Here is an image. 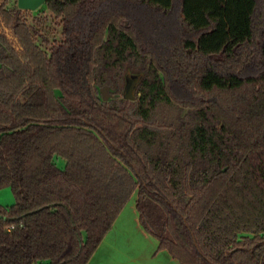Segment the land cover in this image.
<instances>
[{"label":"trees","instance_id":"1","mask_svg":"<svg viewBox=\"0 0 264 264\" xmlns=\"http://www.w3.org/2000/svg\"><path fill=\"white\" fill-rule=\"evenodd\" d=\"M11 1L0 264H88L133 198L180 264H264V0H47L53 42Z\"/></svg>","mask_w":264,"mask_h":264},{"label":"crops","instance_id":"2","mask_svg":"<svg viewBox=\"0 0 264 264\" xmlns=\"http://www.w3.org/2000/svg\"><path fill=\"white\" fill-rule=\"evenodd\" d=\"M132 200L88 264H180L159 250L158 241L143 228Z\"/></svg>","mask_w":264,"mask_h":264},{"label":"rangeland","instance_id":"3","mask_svg":"<svg viewBox=\"0 0 264 264\" xmlns=\"http://www.w3.org/2000/svg\"><path fill=\"white\" fill-rule=\"evenodd\" d=\"M15 0H12L9 7L13 8L15 6ZM28 22H35L37 19L45 20V35L50 36L53 42L54 38L60 39L61 36V28L59 20L56 19L45 6L41 7L39 10L32 12L26 16ZM139 76L136 72L130 71L128 72L125 82H124V92L126 95H129L133 98L136 97L137 93V85H138ZM108 96V95H107ZM63 164L62 162H58V164ZM134 200V199H133ZM132 200V201H133ZM15 196L11 188H4L0 190V205L10 208L15 203Z\"/></svg>","mask_w":264,"mask_h":264},{"label":"water","instance_id":"4","mask_svg":"<svg viewBox=\"0 0 264 264\" xmlns=\"http://www.w3.org/2000/svg\"><path fill=\"white\" fill-rule=\"evenodd\" d=\"M47 0H17V7L22 11L35 12L46 4ZM6 32H9V28H6ZM13 42L19 45L18 38L12 34L9 37ZM129 96V95H127Z\"/></svg>","mask_w":264,"mask_h":264},{"label":"flooded vegetation","instance_id":"5","mask_svg":"<svg viewBox=\"0 0 264 264\" xmlns=\"http://www.w3.org/2000/svg\"><path fill=\"white\" fill-rule=\"evenodd\" d=\"M8 33V32H7Z\"/></svg>","mask_w":264,"mask_h":264}]
</instances>
